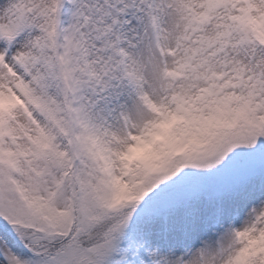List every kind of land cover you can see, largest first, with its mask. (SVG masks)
<instances>
[{
	"label": "snow or ice",
	"instance_id": "snow-or-ice-1",
	"mask_svg": "<svg viewBox=\"0 0 264 264\" xmlns=\"http://www.w3.org/2000/svg\"><path fill=\"white\" fill-rule=\"evenodd\" d=\"M0 264H264V0H0Z\"/></svg>",
	"mask_w": 264,
	"mask_h": 264
}]
</instances>
